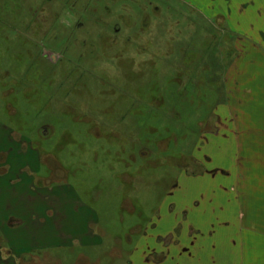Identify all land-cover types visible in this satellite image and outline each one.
<instances>
[{
    "label": "rangeland",
    "instance_id": "1",
    "mask_svg": "<svg viewBox=\"0 0 264 264\" xmlns=\"http://www.w3.org/2000/svg\"><path fill=\"white\" fill-rule=\"evenodd\" d=\"M222 1L0 0V167L61 217L70 195L91 209L101 239L8 264H264L260 235L231 241L221 189L241 187L214 166Z\"/></svg>",
    "mask_w": 264,
    "mask_h": 264
},
{
    "label": "crops",
    "instance_id": "2",
    "mask_svg": "<svg viewBox=\"0 0 264 264\" xmlns=\"http://www.w3.org/2000/svg\"><path fill=\"white\" fill-rule=\"evenodd\" d=\"M222 4L228 14L218 12L216 21L219 31L220 27L228 29L231 57L222 68L228 71L230 94L225 101L228 109L226 104L217 113L219 126L212 141L213 151H218L214 166L218 164L233 186L241 187L239 196L238 191L233 194L232 189H221L233 207L227 221L231 237L234 235L231 241H259V235L264 241V0H239L236 4L225 0ZM222 130L227 135L223 133L219 138L216 135ZM14 167L13 158L6 159L0 167V174L5 173L0 175V241L5 243V254L0 250V264H8L19 255L29 256L33 251L101 244L90 230L91 209L78 205L70 195L61 217L55 208L56 200L31 187L33 174L13 181ZM41 201L45 203L38 207Z\"/></svg>",
    "mask_w": 264,
    "mask_h": 264
},
{
    "label": "flooded vegetation",
    "instance_id": "3",
    "mask_svg": "<svg viewBox=\"0 0 264 264\" xmlns=\"http://www.w3.org/2000/svg\"><path fill=\"white\" fill-rule=\"evenodd\" d=\"M115 26H116V25H115ZM113 28L115 29V32L118 30L117 27H113ZM114 29H113V30H114Z\"/></svg>",
    "mask_w": 264,
    "mask_h": 264
}]
</instances>
